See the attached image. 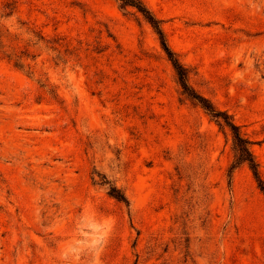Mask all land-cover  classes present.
Returning a JSON list of instances; mask_svg holds the SVG:
<instances>
[{"label":"rangeland","instance_id":"1","mask_svg":"<svg viewBox=\"0 0 264 264\" xmlns=\"http://www.w3.org/2000/svg\"><path fill=\"white\" fill-rule=\"evenodd\" d=\"M142 1L264 179V0ZM235 159L135 8L0 0V264H264V193Z\"/></svg>","mask_w":264,"mask_h":264},{"label":"trees","instance_id":"2","mask_svg":"<svg viewBox=\"0 0 264 264\" xmlns=\"http://www.w3.org/2000/svg\"><path fill=\"white\" fill-rule=\"evenodd\" d=\"M123 7H132L140 12L153 26L159 38L163 49L165 50L170 62L175 69L178 76L179 83L184 93L197 102L206 112H208L213 118H215L219 124H222L229 128L231 131L235 148H236V159L232 168H236L239 165L247 164L251 169L260 189L264 193V179L259 170V164L251 150V142L244 137L241 133L240 127L233 121V119L224 111L219 110L210 99L204 95L198 93L189 83V71L180 61L178 55L168 45L165 33L161 26V21L153 14V12L147 7L142 0H119ZM109 184V195L119 202H123L129 205V200L125 193L117 186Z\"/></svg>","mask_w":264,"mask_h":264}]
</instances>
